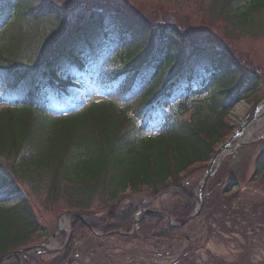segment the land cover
Wrapping results in <instances>:
<instances>
[{"label":"trees","instance_id":"1","mask_svg":"<svg viewBox=\"0 0 264 264\" xmlns=\"http://www.w3.org/2000/svg\"><path fill=\"white\" fill-rule=\"evenodd\" d=\"M8 4L14 10L12 20L3 23L6 5L0 0V103L10 104L0 107V195L5 188L19 193L17 182L24 180L30 192L45 193V206L65 200L67 207L60 213L66 209L75 213L68 215L73 234L60 264H69L78 240L92 245L109 240L128 245L156 242L161 248L191 249L192 234L211 231L216 215H228L235 225H241L238 219L252 221L264 203L243 200L244 191H233L238 186L234 179L218 189L226 174L227 164L222 162L203 188L202 210L184 224L197 208V196L195 183L182 181L195 168L210 165L234 132L229 122L233 108L253 97L254 93L245 94V87L257 84L232 54L208 44L185 60L179 32L158 29L125 12L106 13L101 3L73 8L77 10L73 20L46 0H8ZM214 5L219 17L227 14L245 28L253 27V18L264 12V0H216ZM114 28L130 37L126 51L118 55L119 67L110 80L93 85L87 59L94 56L102 35ZM203 66L211 70L206 82L216 85L199 101L194 98L202 92L194 93L191 84ZM91 86L111 89L118 100L92 101L79 108ZM22 87L23 94L17 93ZM16 94V100H6L5 95ZM135 96V107L119 106V101H133ZM178 97H182L178 111L167 117L163 131L146 136L160 107ZM130 111L141 124L129 116ZM258 158L264 171V152ZM139 191L153 198L116 207ZM172 195L173 208L157 204L161 197ZM96 198L100 203L96 210L108 211L101 218L90 212ZM173 220L176 226L171 225ZM43 233L27 197L10 207L0 204V259L17 252L2 264H35L34 258L44 250L20 252L33 247L35 236ZM245 263L246 258L240 262Z\"/></svg>","mask_w":264,"mask_h":264},{"label":"rangeland","instance_id":"2","mask_svg":"<svg viewBox=\"0 0 264 264\" xmlns=\"http://www.w3.org/2000/svg\"><path fill=\"white\" fill-rule=\"evenodd\" d=\"M49 5L58 13L67 14L70 20H73L77 10L73 8L83 6H95L101 3L106 13L119 14L120 11L128 13L134 18H145L158 29H171L177 31L183 38L184 59L187 60L191 52L198 47H205L208 44L215 47H221L229 54H232L236 62L250 76L256 79L257 84L252 87H245V94H252L251 99L244 98L233 108L229 115L230 126L234 132L228 138L231 139L239 130H243L245 123L250 122L240 135L224 150L218 157V161L213 168L217 169L226 162L225 175L220 178L218 189L225 188L232 179L238 181V186L233 191H244L243 200L253 204L264 203V171L259 169L262 159L258 156L264 152V12L254 17L255 21L251 28L239 24L237 19H233L227 14L219 17L212 8L216 0H46ZM8 0H2L7 4ZM217 9V8H216ZM225 13V12H224ZM13 8L8 7L2 15L12 19ZM146 20V21H147ZM47 27L51 28V23L46 22ZM244 27V28H242ZM164 30V29H163ZM162 30V31H163ZM108 43L103 46L102 41L96 43L101 46L98 53V63L90 64V76L93 85L106 84L120 61V54L125 47V39L128 37L120 34L117 29H112L109 34ZM192 37L197 39L193 41ZM123 64V62H121ZM205 65V64H203ZM199 69L198 79L192 82V91L194 93L202 92L199 97L203 98L210 94L215 83L207 81L211 76V70ZM94 72V73H93ZM114 84V83H113ZM110 83V85H113ZM117 82L115 83V85ZM87 85V84H86ZM24 90V87L18 88L17 93ZM91 95L81 105H88L90 100L112 99L118 100L113 96V92L108 88H95L91 86ZM23 94V92H21ZM20 93V94H21ZM149 95L148 90L141 97L143 100ZM192 95V94H191ZM194 95V94H193ZM6 100L17 98V94L12 97L5 95ZM137 96L133 101H119V106L124 108L126 105L133 108L136 106ZM176 100L164 107L162 105L146 129L145 135H158L161 133L162 126L168 116L176 114L178 111ZM198 98V97H195ZM130 102V103H129ZM7 103V102H6ZM5 106L0 104V107ZM79 107V106H78ZM81 107V106H80ZM141 124V120L134 118ZM228 139V140H229ZM223 160V163L219 162ZM209 165H203L195 168L185 181L182 182L194 185V193L200 197L199 190L203 186V178L207 173ZM212 172V175L214 174ZM20 188L19 193H9V189L2 190L0 195V204L10 207L21 202V199H27L34 206L41 223V232L44 235H36L34 245L43 246L48 241V249L45 254L34 258L35 264H60L64 258L68 234L71 232V221L68 215L60 213L61 209L67 207L65 200L56 202L51 206H45L42 195L32 193L29 190V184L20 180L17 182ZM199 187L196 191V188ZM175 194V193H174ZM47 196V195H46ZM45 196V197H46ZM153 196L147 191H139L134 194H128L116 207L126 208L129 204L140 205L151 201ZM203 199V195L201 197ZM164 204L171 209L175 206L176 200L172 196L161 197L157 204ZM154 204V208L161 210L160 206ZM100 205L99 198H96L90 209L97 218H101L108 213L106 210L98 211ZM60 213V214H59ZM64 216V217H63ZM233 215L231 218L233 219ZM211 223V231L206 230L198 236V232L192 234L191 249H168L161 248L155 243L148 245L125 244L122 240H109V242L98 241L92 245L89 242L78 240L74 255L69 259V264H233L246 258L245 264H264V206L257 209V213L252 216V221L246 224L242 219H238L241 225H235L228 220V215L222 214V217L216 215ZM60 224L64 229V234L55 239H49L50 236L57 233V226ZM138 228V227H137ZM69 232V233H67ZM33 246V245H32ZM240 261V262H238ZM34 262V261H33Z\"/></svg>","mask_w":264,"mask_h":264},{"label":"water","instance_id":"3","mask_svg":"<svg viewBox=\"0 0 264 264\" xmlns=\"http://www.w3.org/2000/svg\"><path fill=\"white\" fill-rule=\"evenodd\" d=\"M250 122H251V121H250ZM250 122L245 123V125H244V127H243V130L245 129V127H246ZM243 130H239V131L237 132V134H235L234 137H233L228 143H226L222 148H220V150L216 153V155L214 156V159H213L211 165L209 166V168H208V170H207L206 175L204 176V178H203V180H202L203 183H206L205 181L210 177V175H211V173H212V169L214 168V165L217 163V161H218L217 159H218V157L220 156V154L224 152V150H225V149L231 144V142L234 141V139L236 138V136L239 135L240 133H242ZM220 163H221V161L219 162V164H220ZM197 204H198V208H197V210L195 211L194 215H193L188 221H186L184 224H188L190 221H192L193 219H195V217L198 216V213L200 212V210L202 209V207H203V205H204V204H203V201H202V199H201V196L197 198ZM144 213H145V214H146V213H150V214L153 213V214H156V215H160L158 212H155V211H146V212H144ZM136 224H138V222H137ZM184 224H183L182 226H184ZM59 229H60V227H59ZM35 248H37V247H34L33 249H24V250L21 251L20 253L28 252V251H32V250H34ZM16 255H17V253H16V252H13L12 254H10V255H8V256L2 258V259L0 260V264H2V262H4L6 259H9L10 257H12V256H16Z\"/></svg>","mask_w":264,"mask_h":264},{"label":"snow or ice","instance_id":"4","mask_svg":"<svg viewBox=\"0 0 264 264\" xmlns=\"http://www.w3.org/2000/svg\"><path fill=\"white\" fill-rule=\"evenodd\" d=\"M192 39H193V41H195L197 38L196 37H192ZM0 179H2V178H0Z\"/></svg>","mask_w":264,"mask_h":264}]
</instances>
